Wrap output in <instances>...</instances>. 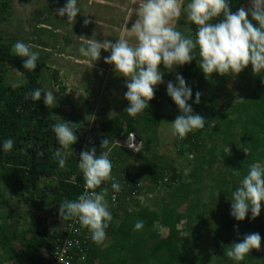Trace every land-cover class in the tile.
Returning a JSON list of instances; mask_svg holds the SVG:
<instances>
[{
	"label": "trees",
	"instance_id": "1",
	"mask_svg": "<svg viewBox=\"0 0 264 264\" xmlns=\"http://www.w3.org/2000/svg\"><path fill=\"white\" fill-rule=\"evenodd\" d=\"M243 2L230 0L232 10H238ZM7 10L5 4L0 8L1 13ZM248 19L251 21V16ZM176 27L194 37L197 26L182 13ZM7 39L0 32V141L12 138L14 146L11 151L0 152V184L20 200L25 211L24 221L16 223L17 227L11 226L12 215L2 214L0 264H45L47 257L53 263L52 254L63 239L49 227L50 219L55 220L50 222L54 227L67 225L70 219H61L58 206L62 200H75L84 192L79 153L94 147L99 154L104 139L109 141L103 150L112 162L111 175L120 183L118 192L111 188V180L96 189H108L105 199L112 213L106 229L108 242L97 244L90 237L86 245L81 244L78 256H72L73 264H233L224 256L225 247L255 232L261 235V247L253 249L241 264H264V207L254 220L249 214L237 222L230 215V193L247 173L248 165H264V73L254 74L249 65L238 76L214 73L206 79L198 67L196 49L195 59L180 66L178 74L186 82H196L189 103L206 124L180 138L170 165L159 150L157 127L174 121L180 113L178 109L166 117L162 113L167 94L164 79L148 109L133 117L126 113L127 106L121 114L99 123L94 144L85 142L83 134L61 169L52 158L59 147L52 132L56 122L52 107L44 105L43 97L38 102L26 99L33 89H44L42 76L49 72L43 63L46 56L38 58L34 71L26 70L22 59L11 54L13 36ZM10 71L21 77L15 81L20 87L10 85ZM51 77L56 81L57 72ZM226 79L234 80L241 101H227L216 108L212 98L217 85ZM196 92L201 94L199 104L194 103ZM172 106L177 107L174 102ZM67 122L75 125L76 133L79 131L72 118ZM129 135L141 144L135 155L119 146ZM189 155L192 158L188 162ZM3 200L0 196V212ZM137 220L144 223L138 231L134 230ZM77 226L81 233L90 234L79 221ZM199 253L205 262L200 263Z\"/></svg>",
	"mask_w": 264,
	"mask_h": 264
},
{
	"label": "clouds",
	"instance_id": "2",
	"mask_svg": "<svg viewBox=\"0 0 264 264\" xmlns=\"http://www.w3.org/2000/svg\"><path fill=\"white\" fill-rule=\"evenodd\" d=\"M59 1L57 6L63 3L62 0ZM85 1L87 4L95 2ZM247 1L244 0L241 7L233 11L230 0H139L138 9L133 10L138 18L130 29L125 28L128 37L134 38V43L125 36L113 42L107 39L98 41L82 35L78 38L79 53L92 67L100 59L102 50L110 51V55L105 56L104 63L113 66L115 73L125 80L127 90L124 99L128 102L126 113L135 117L149 108L156 87L164 83L165 71L160 66L172 71L178 66L190 64L195 59L196 49L199 55L198 67L206 79L214 73L238 76L249 65L254 74L264 73V0H249L250 7L245 8L243 5ZM182 13L197 26L194 37L184 35L176 27ZM78 14H81L78 0H65L64 5L55 13L58 17H67V23L76 20ZM175 20L177 21L174 23ZM89 23V20H84L85 26ZM36 47L23 41L15 42L12 47V52L22 59L26 70L34 71L37 68L40 52L33 50ZM65 58L74 59L71 56ZM14 86L20 87L21 83L17 82ZM166 91L180 113L174 121L168 123L174 135L182 139L190 132L205 127V118L194 113L189 103L193 91L182 75H176L175 83L169 81ZM42 97L46 107L57 104V96L42 88L30 91L26 99L38 102ZM200 97V92H196L194 103L199 104ZM74 126L59 117L52 125V132L59 145L52 158L61 169L74 153L72 146L77 142ZM123 141L127 145H120ZM108 144V139L102 141V151L99 154L94 147L79 153L78 168L83 175L85 191L75 200H62L58 206L61 219H70L69 222L73 218L78 219L97 244L106 239V229L110 226L112 213L105 199L108 189H96L105 181L111 180V188L117 192L120 190V183L111 175L113 166L108 152L103 150L108 148ZM13 146L12 138L0 141V152L11 151ZM119 146L133 155L141 149V144L134 135L120 141ZM188 157L189 162L192 157ZM166 180L168 179H164V182ZM230 205V215L237 222H243L249 214L253 220L259 217L264 207V165L259 162L248 165L247 173L230 193ZM52 219L50 222H55ZM50 222L49 227L57 232L60 239H64L63 229L52 226ZM154 226H158V223H154ZM143 227L142 220H137L134 224V230L138 231ZM159 230L160 233L165 232L164 229ZM261 239L258 232L245 234L238 242L225 247L224 256L233 261V264H241L253 249H260ZM49 259L47 257L45 264H50ZM52 259V264H56L53 254Z\"/></svg>",
	"mask_w": 264,
	"mask_h": 264
},
{
	"label": "rangeland",
	"instance_id": "3",
	"mask_svg": "<svg viewBox=\"0 0 264 264\" xmlns=\"http://www.w3.org/2000/svg\"><path fill=\"white\" fill-rule=\"evenodd\" d=\"M90 1L92 0H88ZM94 1L87 4L85 0H78L81 14H78L72 23H67V17L62 18L55 15L57 10L64 5L65 0H62L63 3L59 6L53 0H0V8L5 4L9 9L5 13L0 12L1 34L6 37L7 41L9 35L13 36L12 47L15 42L23 41L36 45L37 47L33 50L40 52L41 59L46 56L43 63L49 68V72L43 74L42 86L57 96V104L51 106L53 116L55 115L53 119L57 121L59 117L67 121L72 118L77 124L76 129H79L76 133L77 142H81V136L85 134L83 139L90 145L98 140L99 123L121 114L128 106V102L124 99L127 89L125 80L115 73L113 66L104 63V58L110 55V51L102 50L100 59L91 67V63L86 62V58L79 53L78 38L83 35L98 41L107 39L114 42L115 39L125 36L134 43V38L128 37L125 28L130 29L138 18L133 10L139 7V0ZM52 7L55 9L53 10ZM243 7H250L249 0L244 3ZM85 19L90 21L87 26L84 25ZM35 29L37 32H34ZM11 54L21 59L15 56L12 49ZM66 56L74 57V59H66ZM179 68L180 66L172 71L171 69L165 70L164 79L167 83L169 81L175 83ZM53 72H57L56 81L51 77ZM8 76L11 78V86H14L16 80H21V77L13 71H10ZM167 83L164 84L165 89ZM195 83V81H187L192 89ZM217 86L215 96L212 98L216 108L227 101H241L238 93L235 92L236 85L233 79H226ZM204 93H206L204 96L208 98V91ZM206 98L204 102L212 106ZM164 102L162 113L165 117L178 109L172 106L173 101L167 94ZM157 137L160 144L159 150L161 154H165L166 161L174 159V152L180 138L173 134L171 126L168 123L158 126ZM120 145H127V142L123 141ZM168 164L170 165V161ZM183 172L187 174L186 170ZM0 196L4 199L2 203L4 209L0 212V220L3 219V215L9 214L13 217L10 220L11 226L21 225L24 221L25 209L19 202L20 200L14 199L6 191L3 183L0 184ZM153 196L155 198L156 195ZM164 236L165 234L162 237ZM199 259L200 263L205 262L201 253H199Z\"/></svg>",
	"mask_w": 264,
	"mask_h": 264
},
{
	"label": "built area",
	"instance_id": "4",
	"mask_svg": "<svg viewBox=\"0 0 264 264\" xmlns=\"http://www.w3.org/2000/svg\"><path fill=\"white\" fill-rule=\"evenodd\" d=\"M85 191V187H84ZM78 219L73 218L63 228V243L53 253L56 264H72L73 257L77 254L78 249L82 251V245H86V241L91 237L90 234L81 233L82 230L77 226ZM81 231V232H80Z\"/></svg>",
	"mask_w": 264,
	"mask_h": 264
}]
</instances>
